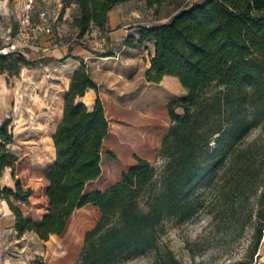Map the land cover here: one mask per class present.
I'll return each mask as SVG.
<instances>
[{
  "label": "trees",
  "instance_id": "16d2710c",
  "mask_svg": "<svg viewBox=\"0 0 264 264\" xmlns=\"http://www.w3.org/2000/svg\"><path fill=\"white\" fill-rule=\"evenodd\" d=\"M127 1L62 0V10L77 6L73 24L80 39L94 30L106 34L109 12ZM168 1L146 0V5L159 13ZM139 35L129 36L126 45L153 43L146 80L160 83L164 76H173L187 90L180 101L169 104L172 125L161 142L168 160L158 191L148 193L155 175L151 162L111 130L99 85L85 64L71 77L53 137L55 164L37 172V179L24 184L16 174L21 159L12 148L14 134L8 122L0 125V198L15 216L18 235L33 232L44 241L51 235L63 239L66 255L49 264H117L154 248L163 221L191 218L198 210L196 196L207 184L230 175L233 187L253 175L254 164L246 159L243 145L257 128L255 230L257 243L262 240L264 0L192 2L167 22L140 26ZM44 61L23 53H0V72L18 76L23 67ZM89 89L98 93L92 108L77 101ZM110 163L118 167V177ZM7 168L14 187L1 185ZM144 193L146 211L140 207ZM79 214L86 223L74 234L70 229Z\"/></svg>",
  "mask_w": 264,
  "mask_h": 264
},
{
  "label": "rangeland",
  "instance_id": "374dc122",
  "mask_svg": "<svg viewBox=\"0 0 264 264\" xmlns=\"http://www.w3.org/2000/svg\"><path fill=\"white\" fill-rule=\"evenodd\" d=\"M140 1L136 0L133 9H141L143 14L140 20L152 24L167 22L181 8L196 2L170 0L159 13H155L154 9L144 7ZM37 2L35 0V13L40 10L37 9ZM153 48L152 42H148L145 48L136 45V49L145 55L144 59H140L141 65L151 60ZM33 53V49L28 51L31 59ZM124 78V85H120V91L116 90L118 101L105 99L103 102L105 113L111 130L153 165L154 181L148 193L155 192L161 188L168 160L161 152V142L172 125L169 104L180 101L187 90L178 79L163 78L160 83L148 82L145 74L139 75L137 70L133 72L132 69L126 71ZM77 101L80 102V99ZM176 111L183 113L182 108L177 107ZM6 120L14 134L12 148L21 159L15 172L27 184L37 179L36 173L41 172L36 168L48 166L52 162L54 146L50 126L56 125L57 120L47 123L49 128L43 127L45 137L34 154L19 145L18 137L15 138L16 125L12 119ZM6 120L0 121V125L6 123ZM258 133V128L253 130L243 145L247 148L246 159L254 164L253 175H248L241 184L233 187L230 175L207 184L196 196L198 210L191 218L185 221L176 218L164 220L154 248L117 264H264V242L260 240L257 243L255 230L258 208ZM110 169L118 177L119 170L114 163H110ZM10 172V176L7 174L2 178V186H15L12 170ZM147 198L146 193L140 197V207L144 211L148 209ZM88 210L91 213L94 208L89 207ZM85 223L82 214L77 215L71 233L79 232ZM66 253L63 239L59 236L56 242L52 239L46 243L33 232L20 236L15 229H7L0 233V264H36L38 261L49 264Z\"/></svg>",
  "mask_w": 264,
  "mask_h": 264
},
{
  "label": "crops",
  "instance_id": "0c3cea01",
  "mask_svg": "<svg viewBox=\"0 0 264 264\" xmlns=\"http://www.w3.org/2000/svg\"><path fill=\"white\" fill-rule=\"evenodd\" d=\"M23 1L0 0V27L16 25ZM135 2L136 0H130L118 4L109 12L105 31L109 43L103 49L93 50L82 38L77 37L78 28L73 24V19L78 13L75 4L63 11L62 0H38L37 9L49 11L57 33L54 39L45 38L38 47L33 48L32 60L44 57L46 61L32 68H22L18 76L10 77L8 73L0 72V121L12 119L16 125L15 138L18 137L19 145L24 146L29 153L34 154L41 146L40 141L45 137L43 127L49 128L47 123L57 120L56 125L50 126L54 146L53 137L63 117L71 77L82 64L86 65L91 78L99 85V94L104 103L105 99L118 101L116 90L120 91V85H124V76L128 69L133 72L137 70L139 75L145 74L151 60L149 59L146 65H141L140 59L145 57L143 51L139 50V47L136 49V46L126 45L129 36L137 39L140 37V26L152 25L151 22L140 20L143 13L141 9H133ZM140 4L147 7L146 0L140 1ZM148 42H145L142 48H145ZM108 52L112 55H106ZM164 78L178 79L168 75ZM97 96L95 89H89L79 99L92 108ZM55 158L54 147L51 164L36 169L45 171L55 164ZM10 171L11 169L7 168L2 178L7 174L10 176ZM7 186L12 187L10 184ZM14 225L13 212L6 201L0 198V233L7 229L13 230ZM52 239L56 242L58 236L51 235L45 242L49 243Z\"/></svg>",
  "mask_w": 264,
  "mask_h": 264
},
{
  "label": "built area",
  "instance_id": "2783aa9c",
  "mask_svg": "<svg viewBox=\"0 0 264 264\" xmlns=\"http://www.w3.org/2000/svg\"><path fill=\"white\" fill-rule=\"evenodd\" d=\"M35 0H24L19 9V17L15 26L0 27V53H23L38 47L45 38L54 39L56 31L52 15L47 9H34ZM83 42L95 50L108 45V36L98 30L86 35ZM264 242V230L262 236Z\"/></svg>",
  "mask_w": 264,
  "mask_h": 264
},
{
  "label": "bare ground",
  "instance_id": "6f19581e",
  "mask_svg": "<svg viewBox=\"0 0 264 264\" xmlns=\"http://www.w3.org/2000/svg\"><path fill=\"white\" fill-rule=\"evenodd\" d=\"M13 216V215H12Z\"/></svg>",
  "mask_w": 264,
  "mask_h": 264
}]
</instances>
